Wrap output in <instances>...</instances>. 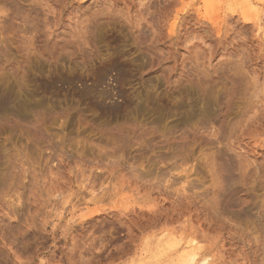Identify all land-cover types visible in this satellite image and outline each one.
Masks as SVG:
<instances>
[{"label": "rangeland", "instance_id": "obj_1", "mask_svg": "<svg viewBox=\"0 0 264 264\" xmlns=\"http://www.w3.org/2000/svg\"><path fill=\"white\" fill-rule=\"evenodd\" d=\"M263 28L264 0H0V93L37 109L0 119V264H264Z\"/></svg>", "mask_w": 264, "mask_h": 264}, {"label": "bare ground", "instance_id": "obj_2", "mask_svg": "<svg viewBox=\"0 0 264 264\" xmlns=\"http://www.w3.org/2000/svg\"><path fill=\"white\" fill-rule=\"evenodd\" d=\"M249 3V2H248ZM247 3V4H248ZM246 4V5H247ZM249 5V4H248ZM261 16H259L258 14L255 16V25L257 27H260L261 25ZM264 29V28H263ZM263 37H264V33H263ZM2 73V72H1ZM9 76V75H8ZM15 76V75H14ZM6 75L4 73L0 74V79L5 78ZM7 78V77H6ZM5 78V79H6ZM22 79V78H20ZM24 80V79H22ZM17 82H19L17 80ZM8 83V82H7ZM22 83V82H21ZM26 84V83H25ZM24 86V85H23ZM22 86V88H23ZM207 88V87H206ZM4 89V88H3ZM25 89V88H24ZM5 90V89H4ZM1 92L0 93V119L2 117H10V116H14L17 115L16 117H20V118H24L27 116L28 112L30 113H35L36 109V105H32L31 102L29 103V101L24 97V98H20V99H15L13 96L14 94H10L9 92H7L6 89L5 92ZM26 91V90H25ZM19 92V91H18ZM12 93V92H11ZM21 94V93H20ZM17 95V94H16ZM206 96V95H205ZM208 105V104H207ZM202 109V108H201ZM208 109V108H207ZM205 110V109H204ZM204 114V113H203ZM200 115V114H198ZM202 115V114H201ZM31 117V116H30ZM6 119V118H4ZM23 121V120H22ZM159 129V128H158ZM223 179V178H222ZM187 183V181H186ZM218 183V182H217ZM222 187V186H221ZM192 244L195 243L194 240H191ZM206 258V257H205ZM203 257H200V253L198 251H194V250H190L188 251L186 254H184L183 257V262L187 263V264H204L206 259Z\"/></svg>", "mask_w": 264, "mask_h": 264}]
</instances>
